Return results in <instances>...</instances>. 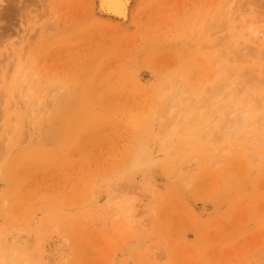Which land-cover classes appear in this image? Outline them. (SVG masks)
<instances>
[{
	"label": "rangeland",
	"instance_id": "obj_1",
	"mask_svg": "<svg viewBox=\"0 0 264 264\" xmlns=\"http://www.w3.org/2000/svg\"><path fill=\"white\" fill-rule=\"evenodd\" d=\"M2 1L0 264H264V0Z\"/></svg>",
	"mask_w": 264,
	"mask_h": 264
},
{
	"label": "bare ground",
	"instance_id": "obj_2",
	"mask_svg": "<svg viewBox=\"0 0 264 264\" xmlns=\"http://www.w3.org/2000/svg\"><path fill=\"white\" fill-rule=\"evenodd\" d=\"M0 2H3V1L0 0ZM97 4H98L97 11L100 14L108 18H111V19H117V20L120 19L123 22L128 20L131 0H97ZM97 4H96V8H97ZM232 4L233 2L230 5L231 7H232ZM228 7L226 8L228 9ZM231 9L229 11H231ZM262 38H264V35H262L261 39Z\"/></svg>",
	"mask_w": 264,
	"mask_h": 264
}]
</instances>
